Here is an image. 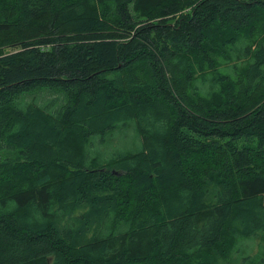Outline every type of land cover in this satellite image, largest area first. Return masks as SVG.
Here are the masks:
<instances>
[{"label": "trees", "instance_id": "obj_1", "mask_svg": "<svg viewBox=\"0 0 264 264\" xmlns=\"http://www.w3.org/2000/svg\"><path fill=\"white\" fill-rule=\"evenodd\" d=\"M258 92L264 0H0V264H264Z\"/></svg>", "mask_w": 264, "mask_h": 264}, {"label": "rangeland", "instance_id": "obj_2", "mask_svg": "<svg viewBox=\"0 0 264 264\" xmlns=\"http://www.w3.org/2000/svg\"><path fill=\"white\" fill-rule=\"evenodd\" d=\"M245 43L244 41L241 43H238L236 46H241V44ZM219 71L222 73H227L233 76L232 73V68H231V63L226 62L225 60L221 59V61L219 62ZM211 75H207V78H210ZM194 85L197 87V91L199 90V92L202 95H206L209 91H210V85L212 84L210 82V80H202L200 77H197L194 80ZM214 85V84H213ZM264 100V93L263 92H258L255 96V99L251 100V102L255 101V102H262ZM127 134L124 133L123 131H121L120 133H114L111 137V144L113 145H118V146H123L124 147V143H131V139L128 136L126 138ZM124 138L128 139V141H125ZM120 140V142H119ZM133 140L135 142H137V138L134 137ZM129 144H127L129 146ZM194 163L195 164H203V165H209V166H221L223 165L222 160H220L216 155H214V153L212 152H208L204 155H199V157H194ZM227 165V164H226ZM259 237H249V238H238L234 243L232 244V246L234 245L233 249H232V255L230 256L232 259V261L235 262L238 261V259L236 258V254L234 253V250L239 247L242 248L245 253L249 254L250 256H255L259 250H260V245H259ZM223 262V261H221ZM222 264V263H221Z\"/></svg>", "mask_w": 264, "mask_h": 264}]
</instances>
